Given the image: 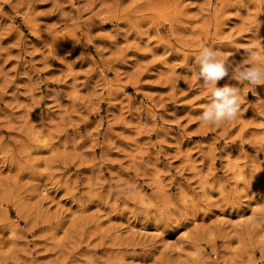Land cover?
I'll return each instance as SVG.
<instances>
[{
	"label": "rangeland",
	"instance_id": "374dc122",
	"mask_svg": "<svg viewBox=\"0 0 264 264\" xmlns=\"http://www.w3.org/2000/svg\"><path fill=\"white\" fill-rule=\"evenodd\" d=\"M201 45L264 0H0V264H264V86L202 123Z\"/></svg>",
	"mask_w": 264,
	"mask_h": 264
},
{
	"label": "clouds",
	"instance_id": "9594fccd",
	"mask_svg": "<svg viewBox=\"0 0 264 264\" xmlns=\"http://www.w3.org/2000/svg\"><path fill=\"white\" fill-rule=\"evenodd\" d=\"M246 59L240 62L225 59L220 52L208 45H201L194 57L192 71L195 78L209 93V102L199 117L209 126H222L234 121L241 111V91L238 87L217 83L231 71L239 82H246L255 89L264 86V46L245 49Z\"/></svg>",
	"mask_w": 264,
	"mask_h": 264
}]
</instances>
